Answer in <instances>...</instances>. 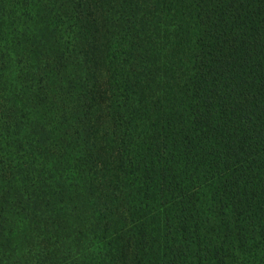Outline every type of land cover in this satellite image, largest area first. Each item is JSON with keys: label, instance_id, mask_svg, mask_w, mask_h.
Listing matches in <instances>:
<instances>
[{"label": "trees", "instance_id": "trees-1", "mask_svg": "<svg viewBox=\"0 0 264 264\" xmlns=\"http://www.w3.org/2000/svg\"><path fill=\"white\" fill-rule=\"evenodd\" d=\"M0 264H264V0H0Z\"/></svg>", "mask_w": 264, "mask_h": 264}, {"label": "rangeland", "instance_id": "rangeland-1", "mask_svg": "<svg viewBox=\"0 0 264 264\" xmlns=\"http://www.w3.org/2000/svg\"><path fill=\"white\" fill-rule=\"evenodd\" d=\"M3 44H4V43H3ZM3 44H2V45H3ZM18 255H20V252H19V254H18Z\"/></svg>", "mask_w": 264, "mask_h": 264}]
</instances>
